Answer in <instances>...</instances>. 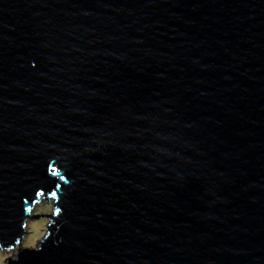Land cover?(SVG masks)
<instances>
[{"label": "water", "instance_id": "1", "mask_svg": "<svg viewBox=\"0 0 264 264\" xmlns=\"http://www.w3.org/2000/svg\"><path fill=\"white\" fill-rule=\"evenodd\" d=\"M0 249L264 264V0H0Z\"/></svg>", "mask_w": 264, "mask_h": 264}, {"label": "rangeland", "instance_id": "2", "mask_svg": "<svg viewBox=\"0 0 264 264\" xmlns=\"http://www.w3.org/2000/svg\"><path fill=\"white\" fill-rule=\"evenodd\" d=\"M51 212H52V202H46L45 200H40L37 203H35L31 211V214L42 213L43 215L38 218L27 220L25 226L27 233L22 240L23 246L33 247L36 245L37 241L42 238L44 234V229L46 227V224L48 223V219L44 215ZM12 255H13V251L0 249V264H5L6 258Z\"/></svg>", "mask_w": 264, "mask_h": 264}]
</instances>
